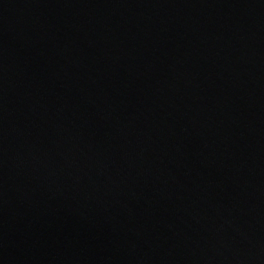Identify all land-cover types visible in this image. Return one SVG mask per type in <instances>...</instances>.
<instances>
[{
    "label": "water",
    "instance_id": "95a60500",
    "mask_svg": "<svg viewBox=\"0 0 264 264\" xmlns=\"http://www.w3.org/2000/svg\"><path fill=\"white\" fill-rule=\"evenodd\" d=\"M0 264H264V0H0Z\"/></svg>",
    "mask_w": 264,
    "mask_h": 264
}]
</instances>
